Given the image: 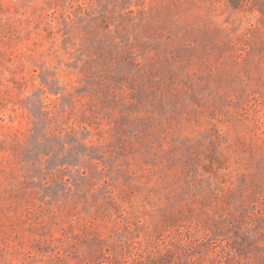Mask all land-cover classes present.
I'll list each match as a JSON object with an SVG mask.
<instances>
[{
  "label": "rangeland",
  "instance_id": "374dc122",
  "mask_svg": "<svg viewBox=\"0 0 264 264\" xmlns=\"http://www.w3.org/2000/svg\"><path fill=\"white\" fill-rule=\"evenodd\" d=\"M0 264H264V0H0Z\"/></svg>",
  "mask_w": 264,
  "mask_h": 264
}]
</instances>
